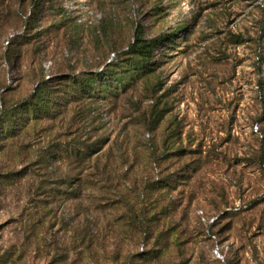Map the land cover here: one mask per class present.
<instances>
[{
	"label": "rangeland",
	"instance_id": "374dc122",
	"mask_svg": "<svg viewBox=\"0 0 264 264\" xmlns=\"http://www.w3.org/2000/svg\"><path fill=\"white\" fill-rule=\"evenodd\" d=\"M137 29L152 57L104 72ZM42 81L0 140V264H264V0H0V114Z\"/></svg>",
	"mask_w": 264,
	"mask_h": 264
},
{
	"label": "trees",
	"instance_id": "16d2710c",
	"mask_svg": "<svg viewBox=\"0 0 264 264\" xmlns=\"http://www.w3.org/2000/svg\"><path fill=\"white\" fill-rule=\"evenodd\" d=\"M161 38H146L142 31L137 29L133 35L132 41L127 46V49L117 57L116 62H107L104 67L105 71L116 72L117 66L119 67L121 63L128 62L132 64H143L146 63L153 54L154 48L160 43ZM126 55L127 58L121 59L122 55ZM123 58V57H122ZM124 60V61H123ZM100 71H89L84 74H79L73 77V88H76L74 91L80 93V95H76L75 99L79 96L81 97H91L93 96L90 83L97 80L99 76L102 75L103 72ZM135 74H132L133 76ZM65 77H63L64 79ZM62 79V81H63ZM67 79V78H65ZM68 80V79H67ZM63 85H69L67 82H62ZM57 90L62 94H59L60 97L63 95L65 91V86H59L56 89H52L50 85H47L45 82H38L35 86L32 93L24 100L19 103H15L9 108L5 107L0 114V140L3 136H6L5 133H10L17 128V125L21 121H27L30 118L35 119L40 116H48L52 109L53 101L51 99L52 93ZM76 93H74L75 95ZM7 124V125H6Z\"/></svg>",
	"mask_w": 264,
	"mask_h": 264
},
{
	"label": "built area",
	"instance_id": "2783aa9c",
	"mask_svg": "<svg viewBox=\"0 0 264 264\" xmlns=\"http://www.w3.org/2000/svg\"><path fill=\"white\" fill-rule=\"evenodd\" d=\"M214 219V218H213ZM217 251V250H216ZM217 254H218V251H217Z\"/></svg>",
	"mask_w": 264,
	"mask_h": 264
}]
</instances>
